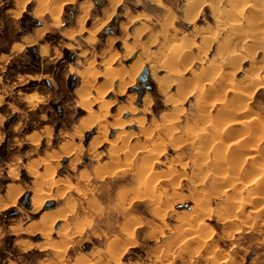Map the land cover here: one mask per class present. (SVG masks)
Listing matches in <instances>:
<instances>
[{
	"label": "rangeland",
	"instance_id": "374dc122",
	"mask_svg": "<svg viewBox=\"0 0 264 264\" xmlns=\"http://www.w3.org/2000/svg\"><path fill=\"white\" fill-rule=\"evenodd\" d=\"M57 1L0 0V264H264V0Z\"/></svg>",
	"mask_w": 264,
	"mask_h": 264
},
{
	"label": "bare ground",
	"instance_id": "6f19581e",
	"mask_svg": "<svg viewBox=\"0 0 264 264\" xmlns=\"http://www.w3.org/2000/svg\"><path fill=\"white\" fill-rule=\"evenodd\" d=\"M62 1L64 2V0H58L57 3H56V10H57V12H56L55 14H53L54 17L56 18V19L53 18L54 20H57V15L59 14V11H60V5H61V2H62ZM153 1L159 3V0H153ZM42 2H43V1H42ZM37 4H38V2H37ZM39 4H40V3H39ZM114 4H115V3H114ZM186 4H187L186 7L189 8L191 2H190V3L187 2ZM41 6H42V5H41ZM82 7H83V9H84L85 6L83 5ZM51 9H52V8H51ZM38 10H39V9H38ZM38 10H37V11H38ZM52 10H53V9H52ZM54 11H55V10H54ZM104 12H105V11H104ZM48 14H49V13H48ZM50 14H52V13H50ZM81 15H82V14H81ZM50 16H51V15H50ZM54 20H53V21H54ZM82 22H83V21H82ZM56 23H58V21H57V22H54L53 25H56ZM58 24H59V23H58ZM234 24H235V23H234ZM234 24H233V25H234ZM236 24H237V23H236ZM236 24H235V25H236ZM233 25H231V27H232ZM235 25H234V26H235ZM39 32H40V31H39ZM247 46H248V45H247ZM249 49H250V48H249ZM185 52H187V50H184V49H183V44L178 43V44H176L175 46H173V47L171 48V50H170L169 52H167V53L170 55L171 58H178V57L182 56ZM254 53H255V52H254ZM166 55H167V54H166ZM261 55H262L263 58H264V53H262ZM231 56H232V55H231ZM233 57H234V55H233ZM139 69H140V68H139ZM83 70H85V69H83ZM83 70H82V72H83ZM89 71H90V70H89ZM85 72H86V71H85ZM90 72H91V71H90ZM136 72H137V71H136ZM136 72H135V73H136ZM255 72H256V71H255ZM255 72H254V74H253V76H252V79H251L250 81H249V80H248V81H249V84H251L250 86H255V87H256L257 85L261 84V81H262V80H264V72H263V73H259L258 70H257L256 73H255ZM83 73H84V72H83ZM87 73H88V71H87ZM108 73H109L110 77L112 78V77H113V73L110 74V71H108L107 74H108ZM84 74H86V73H84ZM84 74H83V75H84ZM86 76H87V75H85V78H86ZM128 77H129V79H128L129 82H126V85H128V84H130V83L132 82V77H133V75L131 74V75H129ZM121 79H122V78H121ZM121 79L119 78L120 82L118 81V83H119L118 85H119V86H124V85H125V82L123 83V80H121ZM83 82H85V80H84V81L82 80V85H83ZM84 85H86V84H84ZM86 86H87V85H86ZM89 86H90V85H89ZM246 86H247V85H246ZM262 86H263V85H262ZM82 87H83V86H82ZM263 87H264V86H263ZM97 88H99V87H96V89H97ZM93 89H94V88H93ZM88 90H89V89H88ZM98 90H100V89H98ZM98 90H97V91H98ZM95 91H96V90H95ZM97 91H96V96H97V93H99V92H97ZM86 93H87V92H86ZM34 95H35V94H34ZM94 96H95V95H94ZM245 96H246V93L241 92V91H239V93H237V95H236L237 98H242L243 100H244V97H245ZM81 97H82L84 100L87 101V97H88V96H87L86 94L83 93V95H81ZM30 98H31V97H30ZM95 98H97V97H95ZM232 98H233V97H232ZM217 99H218V98H217ZM234 99H235V98H234ZM219 100H221V99H219ZM239 100H241V99H239ZM237 101H238V100H237ZM201 102H202V101H201ZM221 102H223V101H221ZM239 102L241 103L242 100H241V101H238V103H239ZM109 104H111V103H107V102H105V105H103V106H104L103 108H105V107L107 108V106H109ZM199 104H200V103H199ZM201 104H202V103H201ZM234 104H237V103H234ZM241 104H244V103H241ZM202 105H203V104H202ZM239 105H240V104H239ZM221 106H222V105H221ZM227 106L229 107V112H230V110H232L231 108L234 107V106H236V105H233V106L227 105ZM241 106H242V105H241ZM243 106L246 107V105H243ZM86 107H87V106H86ZM177 109H178V108H177ZM200 109H201V108H200ZM200 109H198V110H200ZM143 110L145 111V109H143ZM133 111H134V109H133ZM100 112H101V111H100ZM119 112H120V111H119ZM130 112H131V111H130ZM243 112H244L243 109H241V111H235V112L233 113V116H232V117H230L229 119L225 120V122L221 124V125H222V128H225V127L227 128L230 124H235V123H236L235 121L241 120V119H236V120H235V118H237L238 116L241 117L240 115L243 114ZM231 113H232V112H231ZM130 114H132V112H131ZM229 115H230V113H229ZM235 115H236L237 117H236ZM95 116H96V115H95ZM99 116H100V115H99ZM99 116H97V117H99ZM204 116H205V115H204ZM226 116H227V115H226ZM242 116H243V115H242ZM97 117H94V118H96V120H97V119H98ZM91 118H92V117H91ZM227 118H228V117H227ZM241 118H242V117H241ZM85 120H86V119H85ZM88 120H89V119H88ZM91 120L93 121V119H91ZM248 120H249V119H248ZM94 121H95V119H94ZM217 121H218V120H217ZM217 121H216V125H217V123L219 122V121H218V122H217ZM96 122H98V120H97ZM136 122H137L136 127H142V124H143V123H142V122H143L142 120L137 119ZM211 122H213V121L211 120ZM214 122H215V121H214ZM243 122L247 123L248 121H247V120H246V121L243 120ZM93 123H94V122H93ZM240 123H241V121H240ZM240 123H239V124H240ZM245 123H244V124H245ZM90 124H91V123H90ZM98 124H99V123H98ZM212 124H213V123H212ZM218 124H220V122H219ZM236 124H237V123H236ZM244 124L242 123L241 126H244ZM247 124H248V123H247ZM91 125H93V124H91ZM121 125H122V123H114L113 127H114L115 129L119 130V131L115 134V135H116V140L123 138V141H124V139H125L127 133L122 132V126H121ZM216 125H215V123H214V127H215V128H216ZM245 125H246V124H245ZM97 126H98V125L96 124V127H97ZM218 126H219V125H218ZM239 126H240V125H239ZM167 127H169V126H167ZM212 127H213V126H212ZM219 127H220V126H219ZM244 127H246V126H244ZM255 127H256V126H253L252 129H251V128H250V129L253 130V128H255ZM165 128H166V127H165ZM215 128H213V129H215ZM217 128H218V127H217ZM217 128L215 129L216 132H217L218 129H220V128H218V129H217ZM101 129H102V126H101V124H100L99 127L97 128V131H99V132H103V130H101ZM112 129H113V128H112ZM141 129H142V128H141ZM167 129H170V128H167ZM215 130H213V131H214V132H212L213 134L215 133ZM211 131H212V130H211ZM221 131H222V130H221ZM221 131H220V132H221ZM104 132H105V130H104ZM104 132H103V133H104ZM254 132H255V131H254ZM217 133H218V135L220 134V133H219V130H218ZM204 134L207 135L206 132H203V135H204ZM215 134H216V133H215ZM218 135H216V137H218ZM207 136H208V135H207ZM207 136H206V137H207ZM201 137H203V136H201ZM204 137H205V136H204ZM219 137H220V135H219ZM219 137L216 138V139H219ZM221 137H222V135H221ZM207 138H208V137H207ZM236 138H237V139H236ZM94 139H95V138H94ZM234 140H235V141H239V140H241V138H239V136H238V137H235ZM212 141H213V139H212ZM214 141H215V140H214ZM92 142H93V141H92ZM95 142H96V141H94L93 143H95ZM198 142H199V141H198ZM201 142H202V141H201ZM203 142H204V141H203ZM217 142L219 143V141H217ZM110 143H111V142H110ZM110 143H109V144H110ZM211 143H212V142H211ZM211 143H210V144H211ZM221 143H222V142H221ZM95 144H97V143H95ZM111 144H113V143H111ZM114 144H115V143H114ZM200 144H201V143H200ZM204 144H205V143H204ZM212 144H213V143H212ZM230 145H231V144H230ZM111 146H112V145H111ZM215 146H216V145H215ZM225 146H226V144L222 147V150L224 149ZM236 146H238V145H236ZM203 148H204V146H203ZM210 148H211V147H210ZM226 148H228V147H226ZM242 148H244V147H242ZM109 149H110V148H109ZM111 149H112V148H111ZM111 149H110V150H111ZM214 149H215V147H214ZM238 149H239V147H238ZM238 149H237V150H238ZM216 150H217V149H216ZM216 150H215V151H216ZM224 150H225V149H224ZM112 152H113V151H112ZM218 152H219V150L217 151V153H218ZM234 152H235V151H234ZM236 152H237V151H236ZM215 153H216V152H214V155H215V156L218 155V154H215ZM223 153H225V152H222V154H223ZM232 153H233V152H232ZM232 153H231V154H232ZM222 154H221V155L219 154L221 157L216 158V159L221 158V165H222V163H223V161H224ZM237 154H238V152H237ZM219 155H218V156H219ZM228 155H229V157H230V154H228ZM233 155H234V154H233ZM235 155H236V154H235ZM215 156H214V157H215ZM231 156H232V155H231ZM226 157H227V156H226ZM231 158H232V157H231ZM240 158H242V157H240ZM222 159H223V160H222ZM227 159H228V157H227ZM233 159H234V156H233ZM235 159H236V158H235ZM238 160H239V158H238L236 161L238 162ZM251 160H252V159H251ZM219 161H220V160H219ZM236 161H235V162H236ZM243 161H244V160H243ZM214 162L216 163L217 161H214ZM230 162H231V163H234V160H233V162H232V161H230ZM228 163H229V161H228ZM231 163H230V164H231ZM240 163H241V162H240ZM240 163H239V165L242 167L243 164H242V163L240 164ZM223 164H224V163H223ZM230 164H229V165H230ZM235 164H237V163L232 164V166L235 165ZM249 164H250V163H249ZM218 165H220L219 162H218ZM142 166H143V165H142ZM142 166H141V167H142ZM235 166L238 167V165H235ZM235 166H234V169H236ZM143 167H144V166H143ZM221 167H222V166H221ZM227 167H228V166H227ZM241 167H240V168H241ZM224 168H225V167H224ZM231 168H233V167H231ZM145 169H146V168H145ZM234 169H233V170H234ZM253 169H254V168H253ZM255 169H256V168H255ZM217 170H218V169H217ZM228 170H229V169H228ZM238 170H240V169H239V168L236 169V172H237ZM220 171H221V170H220ZM254 171H255V170H254ZM147 172H148V171H147ZM257 172H259V171H256V175L259 176V173H257ZM213 173H214V172H213ZM241 173H242V172H241ZM223 174H224V173H223ZM234 174H235V173H233V175H234ZM225 175H226V174H225ZM250 175H251V174H249V176H250ZM220 176H221V175H220ZM238 176H239V175H238ZM238 176H237V177L235 176L234 178H238ZM244 176H245V174H244ZM253 176H254V175H253ZM258 176H257V177H258ZM145 177H147V175H146ZM223 177L225 178L226 176H223ZM239 177H240V176H239ZM242 177H243V176H242ZM259 177H260V176H259ZM259 177H258V178H259ZM148 178H149V177H148ZM226 178H227V177H226ZM234 178H232V179H233L232 183H234V180H235ZM258 178H257V179H258ZM143 179H144V178H143ZM146 179H147V178H146ZM220 179H221V181L223 180L222 183H224V181L227 180V179L224 180V179L222 178V176L220 177ZM220 179H219V180H220ZM254 179H255V178H254ZM217 180H218V179H217ZM139 181H140V180H139ZM221 181H219V182H221ZM239 181H240V180H239ZM236 182H237V181H236ZM226 183H227V182H226ZM238 183H239V182H237V184H238ZM216 184H217V183H216ZM218 184H219V183H218ZM230 185H231V184H230ZM228 187H229V186H228ZM236 189H238V186H237ZM236 189L233 188V191L236 190ZM228 190H230V189H228ZM228 190L226 189V191H228ZM231 193H233V192H231ZM229 194H230V193H229ZM37 203H38V202H36L35 200L32 201V205H33L34 207L37 206ZM40 203H41V202H40ZM39 206H40V204H39ZM39 206H38V207H39ZM232 207H233V205H232ZM194 211H195V210H194ZM196 211H197V210H196ZM198 212H199V211H198ZM47 215H48V214H47ZM47 215H46V217H47ZM46 217H45V218H46ZM42 219H43V218H42ZM184 222H185V221H184ZM181 227H182V226H181ZM190 229H191V228H190ZM187 230H188V229H187ZM191 231H192V230H191ZM186 232H187V231H186ZM201 243H202V242H201Z\"/></svg>",
	"mask_w": 264,
	"mask_h": 264
},
{
	"label": "water",
	"instance_id": "95a60500",
	"mask_svg": "<svg viewBox=\"0 0 264 264\" xmlns=\"http://www.w3.org/2000/svg\"><path fill=\"white\" fill-rule=\"evenodd\" d=\"M146 75H147V71L146 69L143 70L142 74L140 75V77L138 78V80L140 82H144L145 81V78H146ZM26 197V196H25Z\"/></svg>",
	"mask_w": 264,
	"mask_h": 264
},
{
	"label": "crops",
	"instance_id": "0c3cea01",
	"mask_svg": "<svg viewBox=\"0 0 264 264\" xmlns=\"http://www.w3.org/2000/svg\"><path fill=\"white\" fill-rule=\"evenodd\" d=\"M70 1H72V0H68L66 3H69ZM39 2V1H38ZM39 6V7H38ZM38 6L37 7H35V9H33L34 11L33 12H35L36 10H40L41 8H40V5L38 4ZM33 51V54H34V57H37V54H35V49L33 48L32 49ZM147 71V70H146ZM146 77H148V73H147V75H146ZM145 82V81H144Z\"/></svg>",
	"mask_w": 264,
	"mask_h": 264
}]
</instances>
